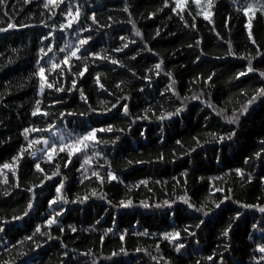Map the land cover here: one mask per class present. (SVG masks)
Segmentation results:
<instances>
[{"label":"trees","instance_id":"16d2710c","mask_svg":"<svg viewBox=\"0 0 264 264\" xmlns=\"http://www.w3.org/2000/svg\"><path fill=\"white\" fill-rule=\"evenodd\" d=\"M11 10L10 15L17 24L27 23L37 25L36 27L10 30L7 33H0V163L9 161L16 154L21 144L26 142L21 135L23 128L32 124L43 126L40 117H32L36 95V80L29 82V75L35 71L36 54L41 45L42 36L49 31L41 25V21L47 19V13L39 6L38 0L33 3L25 4L24 0H8ZM89 14L92 10L97 12V18L101 24L110 23L107 20L109 15L115 20L126 21L127 13L121 11L124 7L123 0H81ZM132 18L136 21L137 27L144 33L145 40L155 53L153 55L146 51L141 52L135 61L128 60L125 53L114 54L117 59L124 62L137 73V76L144 75L146 66L151 67L161 57L165 60V71L173 72L178 81V90L181 96H191L193 93L199 94L202 90L207 92L206 97L213 105L218 108L227 107L229 113L234 107H238L237 101L243 103V98L238 95L240 87L258 86L259 81L248 78L247 83L242 78L240 81H232L231 77L234 72L243 69L246 61L229 56L227 53L228 45L225 41L232 44L233 50L238 55L246 52H254V46L250 44L244 28L245 17L239 15L232 6V0H217L213 23L215 30H212V24L198 18L196 21L198 31L193 32L191 29L182 27L177 18L168 19L169 12L158 13L153 19H149L150 12L155 11L161 6L162 0H128ZM41 13H44L43 15ZM258 15V14H257ZM231 17L227 21L228 17ZM59 19V16H57ZM0 21L6 25L7 20L0 12ZM52 21H49L51 23ZM159 28L161 35L152 39L155 30ZM216 32L223 37L221 40L216 36ZM84 35H87L85 33ZM254 35L257 42L264 48V19L254 20ZM120 36H131V25L128 23L113 24L111 28L101 29L93 33V40L90 41L92 50L99 51L100 48H107L109 52L114 47L121 44ZM195 39L202 38V47L206 55L201 57L199 64L194 63V59L199 55L198 48H188L186 45L194 43ZM73 38V37H69ZM137 45H130L125 52L130 56L134 55L132 51H139L141 44L137 37ZM47 42H45V45ZM57 44H61L59 33H57ZM18 49L19 52H13ZM58 57L63 54L58 53ZM216 57H221L217 59ZM9 58L13 63H8ZM255 63V62H254ZM264 68V64L261 65ZM95 71L106 73V79L101 78L110 90L116 91L114 85L120 80L126 81L124 86L125 95L131 99L127 101L133 114H142L143 109L149 105L159 109L160 104L165 108L178 106L169 104L165 97L159 95L158 89L163 91L165 80L163 74L158 80H153L152 86L147 87L146 81L133 78L131 73L119 66H112L105 63H99V66H90L89 72L93 75ZM215 71L214 84L211 88H205L202 84H190L194 77L203 74L206 77L209 73ZM231 81V82H230ZM83 86L85 93L89 97V102L93 107L100 108V100L112 101L115 97H110L107 93H101L94 85L93 79L87 73L85 78L79 82ZM21 85H24L21 87ZM144 87V92H139V88ZM191 88V92L189 91ZM63 95V94H57ZM170 95V94H169ZM45 104L49 103L54 97L46 91ZM65 104L57 105L53 111L67 110L74 112H87V106L80 100L78 93L73 92L64 96ZM111 123L118 128H125L124 133H116L121 136L119 142L115 145H101L102 155L112 161V168L123 181L121 184H105L104 191L108 199L115 204L119 199L124 198L125 185H133L142 179L150 180V187L153 189L149 192L143 186L131 195L134 203L138 204L141 199H149L150 203L162 202L164 199L175 200L177 196L184 194V188L176 185L173 177H180L182 172H188V183L186 185L187 194L192 197L196 204L204 202L208 195L209 177L222 176L228 169L237 167L251 172L254 176L253 182L248 184L244 182L241 187V181L234 174L232 177H224V180L233 189V199H239L245 203L257 202V197L264 201V184H261L260 178L264 177V163L259 160L244 165L243 160L252 156L259 150L258 141L264 138V103H257L250 110L247 117L242 118L240 126L226 124L223 117H217L212 109L207 108L199 101H192L188 104L187 110L179 117H174L170 121L160 122L154 117L150 121H138L129 127L128 118L119 115L116 110L107 115H98L90 113L86 116L67 117V127L80 131V125L89 128L93 126H105ZM207 125V127H205ZM62 126V125H61ZM236 129L237 137L233 141L224 144L204 143L210 140L209 132H219L221 134ZM141 132L144 135H141ZM103 135V134H98ZM113 136L107 134L105 138ZM200 136L201 143L204 147L197 148L196 152L191 155H183L184 150L195 146L192 137ZM11 138L10 140L8 138ZM181 140L184 142V149H181L175 142ZM163 141V143H161ZM175 150L176 155L172 153ZM163 153L165 160L158 161L157 156ZM132 160V165H127V161ZM152 161L151 163L137 164L135 161ZM103 163V160L100 161ZM20 183L21 187L11 191L10 196H3L2 192L9 186L0 184V217L11 220L12 215L21 214L22 210L31 195L24 189L31 186L32 182L37 181V175L34 174L31 161L27 156L21 162ZM79 162L73 158V164L68 170H64L67 176L65 181L66 188L71 190L67 193L73 198L75 193H83L84 186L77 181L80 178ZM95 166V162L94 165ZM46 171H49L47 165L41 164ZM102 171V175H103ZM205 177V182H201L199 177ZM11 182V174H9ZM59 179V178H54ZM156 180L167 181V184L151 183ZM89 184V182H85ZM218 186H223V181H215ZM95 183L89 184L88 191L95 187ZM37 203L34 210L22 221H12L6 225L5 233L0 234V252L3 256L2 261L12 260L13 264H91L90 257H83L81 252L93 249L98 257H107L112 251H119L120 241L117 235H109L105 238L104 246L101 249L98 244L99 236L103 230L109 227H115L116 232L128 230L129 235L126 237V247L128 255L113 257L111 260H100V264H156L149 256L144 253L134 251L136 247L148 248L149 251H155L154 243L157 242L156 236H134L133 232L147 230L152 234H158L165 230H171L170 226L179 225L181 228L186 224H195L201 214L187 210L186 205L177 202L174 206L176 216H172V209H144L134 207L131 209L117 210L108 205L105 201L91 198L85 204H68L65 207L67 212L60 218L61 224L65 228L64 233H60L53 227L51 235L53 237L62 236L63 242L68 245L64 249L57 239L48 240L46 237H37L42 247L35 249L32 242H26L19 245L18 241L30 235L37 224H41L46 215L51 211L47 206L48 199L52 198L54 193L53 182L49 181L44 185V189H36ZM221 194L216 193L219 197ZM55 207V206H54ZM209 207L212 205L209 203ZM238 205L227 202L220 209H215L209 217L205 218V225L197 232L195 238L186 240L187 248L178 254L173 251L171 245L167 242L161 243L163 255L172 260V264H196L199 260L201 264H211L206 259L213 252L223 253L224 264H252L250 252L254 248V243L249 240V236H254L257 240L259 234L253 231L252 225L264 221V216L255 210H248L245 215L237 222L231 233L232 248L230 251L223 250V244L219 239L221 230L226 227L229 218L234 215ZM113 219L115 225H113ZM100 220V224L95 222ZM69 225L78 229L76 234H72ZM95 225L96 231H85ZM183 236V233H182ZM199 240V244L195 240ZM16 243L17 247L13 248L11 253L5 252V244L11 248ZM220 244L221 247L217 248ZM72 249H76L75 252ZM68 251L69 255L65 257L63 253ZM20 252H26L27 255L21 256ZM219 264V260H217Z\"/></svg>","mask_w":264,"mask_h":264},{"label":"snow or ice","instance_id":"6c2138e0","mask_svg":"<svg viewBox=\"0 0 264 264\" xmlns=\"http://www.w3.org/2000/svg\"><path fill=\"white\" fill-rule=\"evenodd\" d=\"M25 4L33 3V0H24ZM124 7L121 9L122 12L127 13L126 21L115 20L113 16L109 15L107 20L110 23L101 24L97 18V12L92 10L89 14V10L85 8L84 3L81 0H38L39 6L48 14L47 19L41 21V25L44 28L49 29L41 38V46L38 49L35 60V71H33L28 80L31 82L33 79L36 80V95L37 98L34 100L33 108L31 111L32 117L39 116L43 121V126L32 124L28 127L23 128L21 135L23 136L25 144H21L16 154L13 155L9 161L0 163V184L5 186L10 185V189H5L2 195L7 197L11 195V191L19 189L20 183V169L22 167L21 162L25 160L27 156L28 160L31 161L34 174L37 175L38 182H32L31 186L24 189L31 195L22 210L21 214H14L11 220L0 217V234L5 233V227L12 221H22L25 217L34 210L37 201L36 189H44V185L52 181L55 195L48 199L47 206L51 211L46 215L41 224H37L34 231L18 241L19 245H24L26 242H32L35 249L42 247L37 237H46L48 240L57 239L60 241L62 248L67 249L68 245L63 242L62 236L53 237L51 235L53 227H55L60 233L65 232V228L61 224L60 218L68 211L65 207L68 204H85L89 199L95 198L105 201L112 208L117 210L120 209H131L134 207H142L144 209H172V216H176L175 208L177 202L186 205L187 210H191L194 213L201 214L198 217V222L193 224H186L182 228L179 225L170 226L171 230H165L158 234H152L147 230L140 232H133L134 236L148 237L155 235L157 242L154 243L153 252L149 251L148 248L136 247L134 249L137 253H144L149 256L152 261L156 264H172V260L163 255L161 249V243L167 242L172 246L173 251L182 254L183 250H186V240L195 238L197 232L205 225L207 217L215 209H220L222 205L227 202H232L238 205L234 215L229 218V222L224 227L220 234L219 239L223 244L224 251H230L232 248V237L231 233L234 227L237 226V222L245 215L248 210H255L264 216V201L261 197H257L255 203H245L239 199H233V189L224 180V177H232L233 174L238 177L241 181V187L244 186V182L251 184L254 176L251 172H246L245 169L237 167L234 169H228L222 176L209 177L208 178V195L204 202L196 204L192 201V197L187 194L186 185L188 183V172H182L180 177H173L176 185H181L184 188V194L176 197L175 200L164 199L162 202L150 203L149 199H141L139 203H134L132 193L138 191L141 186L146 188L149 192L153 189L149 186V179L139 180L133 185H125L124 198L119 199L115 204L112 200L108 199L107 193L104 191L105 184H121L123 181L117 175L112 168V161L106 156L102 155L101 145L107 146L109 144L115 145L120 141L121 136L116 133H124L125 128H118L111 123H107L105 126H93L91 128L80 125V131L67 127V117L72 116H86L90 113H96L98 115H107L108 113L116 110L119 115L128 118L129 127L127 131H131V125L136 124L138 121H150L153 117L160 121H170L174 117L181 116L188 108V104L192 101H199L204 104L207 108L212 109L217 117H223L226 124L236 125L237 128L241 124L242 118L249 115L250 110L257 103H264V68L261 67L264 64V48L257 42L254 35V20L264 19V0H232V6L235 11L245 17L244 28L247 32L248 40L250 44L254 46V52H246L243 55H238L232 48V44L229 41H225L228 45L227 53L229 56L242 59L246 61V65L243 69L233 73L231 80L240 81L242 78L247 83L248 78L251 76L253 79L259 81L258 86L252 87H240L238 95L243 98V103H238V107H234L229 110L227 107L218 108L213 105L207 99H202L208 95L207 92L201 91L199 94L193 93L191 96H181L178 90V81L171 71H165V60L161 57L151 67L146 66L144 69L143 76H137V73L133 68L129 67L124 60L117 59L114 54L125 53L128 60L135 61L137 56L141 52L152 53L153 55L159 56V53H155L153 49L148 45L145 40L144 33L137 27L136 21L132 18L133 14L130 10L128 0H123ZM217 0H162V4L155 11L149 13L148 18L153 19L158 13H162L165 9L168 10V19L171 20L174 17L181 22L182 27L191 29L193 32L198 31L196 21L198 18H202L204 21L212 24V30H215L213 23V17L215 15ZM11 6L8 0H0V12L3 17L7 20L6 25L3 21H0V33H7L10 30H18L22 28L36 27L34 24H17L14 22L12 16L9 14ZM42 15L44 13H41ZM258 14V15H257ZM59 16V19H57ZM229 16L226 19L230 20ZM49 21H52L49 23ZM128 23L131 25V36H120L119 40L121 44L118 47H114L111 52L107 48H100L99 51L92 50L90 41L93 40V33L99 32L104 28H111L113 24ZM57 33H59V39L62 41L61 44H57ZM87 33V35H84ZM217 37L223 40L219 32L215 33ZM161 31L159 28L155 30V34L152 39L159 37ZM73 37V38H69ZM139 38L141 44L138 46L139 51L133 49L134 55H128L125 50L129 49L130 45H137V39ZM45 42L47 44L45 45ZM202 38L195 39L194 43H189L186 46L188 48H198L199 55L195 57L194 63L199 64L201 57L206 55L202 45ZM13 52L18 53V49H13ZM58 53L63 54L58 57ZM220 59L221 57H216ZM255 62V63H254ZM8 63H13L9 58ZM99 63H105L112 66H119L120 68L126 69L131 73L133 78L139 79L142 82H147L146 86L151 87L153 80H158L163 74L167 79L165 80V86L163 91L158 89L159 95L165 97L169 104H177L171 108H165L164 104L159 105V111L154 106L149 105L143 109L142 114H133L129 108L127 101L131 99L129 95H125L124 86L126 81L120 80L114 85L116 91L110 90L104 83H101V78L106 79L107 74L95 71V74L89 72L90 66H99ZM86 73L92 77L93 83L97 86V90L101 93H107L110 97H115L114 100H100L99 104L101 107L98 109L93 107L89 102V97L85 93L83 86L79 84L81 80L85 78ZM216 72L209 73L206 77L200 74L190 81V84H202L205 88H211L214 84V77ZM231 82V81H230ZM24 85H21L23 87ZM144 87L139 88V92H144ZM46 91L49 95L54 98L47 104ZM191 92V88H189ZM76 92L79 95L80 100L87 106V112H74L67 110L53 111L57 105L65 104L64 96L70 95ZM63 94V95H57ZM170 94V95H169ZM62 125V126H61ZM207 127V125L205 126ZM103 134V135H98ZM107 134H113L105 138ZM141 135H144L141 132ZM208 135L211 137L210 140H205L204 143H216L224 144L228 141H233L237 137L236 129H230L229 131L221 134L219 132H209ZM11 139L10 137L8 138ZM192 141L195 146L190 147L183 151V155H191L196 152L197 148L204 147V143H201L200 136H193ZM163 143V141H161ZM181 149H184V142L176 140L175 142ZM259 150L255 151L252 156H248L243 160L244 165H249L250 162L259 160L264 163V138L258 141ZM176 155L175 150L172 153ZM79 162V168L77 171L80 172V178L78 183L84 186L85 191L83 193H75L73 198L68 196L70 188H66L65 181L68 179L64 174V170H68L69 166L73 164V158ZM158 161L163 162L165 156L160 153L157 158ZM103 160V163L100 161ZM95 162V166L94 165ZM151 163L152 161H135L137 164ZM47 165L49 171H46L41 164ZM133 161L128 160L127 165H132ZM103 171V175H102ZM11 174V182L9 179ZM54 178H59L55 179ZM201 182H205V177H199ZM95 183V187H92L88 191L89 184ZM215 181H223V186H218ZM261 184H264V177L260 178ZM155 184H167V181L156 180ZM216 193H220L219 197ZM209 203L212 207H209ZM55 206V207H54ZM97 225L100 224V220L95 222ZM113 225L115 220L113 219ZM253 231L259 234L257 240L254 236H249V240L254 243V248L250 252V258L252 264H264V221L254 223L252 225ZM70 232L76 234L78 232L77 227L69 225ZM85 231H96L95 225ZM183 233V236H182ZM120 241L119 251H112L110 256L98 257L93 249L89 248L85 252H81L80 255L83 257H90L91 264H100V260H111L113 257L120 255L127 256L128 250L126 247V237L129 235L128 230H120L116 232L115 227H109L103 230L99 236L98 244L103 249L105 238L109 235H117ZM195 243L199 244V240H195ZM17 244H12L11 248L5 244L4 251L11 253L13 248H16ZM221 245L218 244L217 248ZM73 252L76 249H72ZM19 255L25 256L26 252H20ZM65 257L69 255L68 251L63 253ZM3 253L0 252V257ZM211 264H224L223 253L213 252L212 255L206 257ZM2 264H13L12 260H3ZM196 264H201L199 260Z\"/></svg>","mask_w":264,"mask_h":264}]
</instances>
